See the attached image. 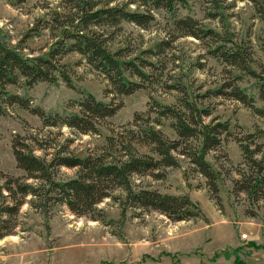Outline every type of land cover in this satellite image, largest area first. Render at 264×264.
<instances>
[{
    "label": "rangeland",
    "instance_id": "1",
    "mask_svg": "<svg viewBox=\"0 0 264 264\" xmlns=\"http://www.w3.org/2000/svg\"><path fill=\"white\" fill-rule=\"evenodd\" d=\"M122 1L114 0V3ZM220 3V16L215 19L209 17L214 11L207 0H181L172 13L150 9L153 21L146 29L121 23V32L117 33L111 47L128 50L125 60L136 65V58L146 59L142 52L154 49L162 41L170 44L160 57L148 59L154 66L144 71L149 80L143 84V89L129 96L105 94L107 82L103 76L90 69L75 53L60 60L72 88L60 78L55 83L40 82L32 87H26L24 80L19 79L15 86H8L7 93L28 100L30 110L41 109L52 115L77 113L76 104L85 94L119 107L115 115L98 124V135H81L60 126L44 129L39 118L30 111L17 105L4 107L0 115V173L13 178L24 176L16 168L11 149L12 139L17 135L25 138L32 135L42 141L50 139L53 148L68 142L67 152L84 158L96 154L105 138L131 123L135 113L146 112L152 100L174 106L179 93L166 89L167 86L179 82L193 98L228 82V71L233 76L239 74L211 58L205 42L191 37L177 38L174 17H191L205 29L222 35L226 33L233 43L251 47L256 62L253 68L259 72V65L264 66V28L251 4L247 0H220ZM56 7V0H0V41L20 49L26 57L46 54L56 42L48 30L41 29L31 37L25 35L36 21L45 19L47 12ZM130 9L147 11L137 4ZM255 84V80L247 76L237 82L239 88L254 99L255 106L261 107ZM203 106L212 112L211 117L205 119L206 123L217 118L230 126L231 136L223 140L218 151L205 156L217 175V197L210 193L204 178L182 158H179L178 168L165 171L163 180L133 177L135 190L142 188L188 196L199 206L203 218L172 223L156 212L123 210L119 203L105 199L97 205L102 220L92 221L72 215L65 207L51 206L45 214L25 204L16 219L18 227L14 233L0 240V264L264 263V199L252 205L243 194L235 195L232 191V180L237 179L235 171L242 161L233 137L256 130L264 132V121L240 103L222 97L204 99ZM160 130L168 138H175L166 121ZM139 151L147 152L144 148ZM75 173L76 169L59 168L55 178L66 180L73 178ZM3 182L0 179V184ZM114 195L124 202L125 196L120 191Z\"/></svg>",
    "mask_w": 264,
    "mask_h": 264
},
{
    "label": "trees",
    "instance_id": "2",
    "mask_svg": "<svg viewBox=\"0 0 264 264\" xmlns=\"http://www.w3.org/2000/svg\"><path fill=\"white\" fill-rule=\"evenodd\" d=\"M56 1L57 7L49 10L45 19L36 21L25 35L31 37L41 29L48 30L56 42L46 54L26 57L20 49L0 41V115H3L4 107L17 105L36 115L44 129L60 126L81 135H98V124L115 115L119 106L99 102L92 95L85 94L76 104L79 109L77 113L52 115L41 109L30 110L29 101L8 94L7 87L15 86L19 79L24 80L26 87H32L40 82L55 83L60 78L68 88H72L60 60L75 53L90 69L103 76L107 82L105 94L129 96L143 89V84L149 80L144 71L154 66L148 59L160 57L170 48V44L169 41H162L154 49L142 52L146 59L136 58V65L125 60L128 50L111 47L117 33L121 32V23L146 29L153 21L150 9L172 13L181 0H123L116 3L114 0ZM247 1L264 28V0ZM207 2L214 11L209 17H219L220 0ZM136 4L147 11L131 10L130 6ZM173 28L177 38L191 37L205 42L211 58L239 74L233 76L228 71V82L193 98L179 82L167 86L166 89L179 93L174 106L152 100L146 112L135 113L131 123L105 138L96 154L84 158L67 152L68 142L53 148L50 139L42 141L32 135L28 138L15 136L11 142L12 154L16 168L24 176L13 178L0 173V179L4 181L0 184V240L14 233L18 227L16 219L25 204L45 214L51 206L65 207L72 215L88 217L92 221L102 220L97 205L105 199L119 203L123 210L130 208L156 212L172 223L203 218L199 206L188 196L161 194L142 188L135 190L133 177L163 180L165 171L178 168L179 158H182L204 178L206 187L216 196L217 175L205 156L218 151L223 140L231 136L230 126L217 118L206 123L205 119L211 117L212 112L209 107L203 106V100L222 97L236 101L264 121V66L259 65L260 71L257 72L253 68L256 62L251 47L233 43L228 34L205 29L191 17H174ZM242 76L255 80L261 107H256L254 99L237 85ZM131 78L136 80L131 81ZM163 121L173 131L174 139L168 138L160 130ZM233 140L239 147L242 159L235 171L237 179L232 180L233 194H243L250 204L257 205L264 199V132L256 130L234 136ZM139 148L147 152L142 153ZM40 151L43 154L39 156L36 153ZM59 168L76 169L75 176L58 181L55 175ZM116 191L125 196L124 202L114 195ZM249 215L254 216L253 213Z\"/></svg>",
    "mask_w": 264,
    "mask_h": 264
}]
</instances>
